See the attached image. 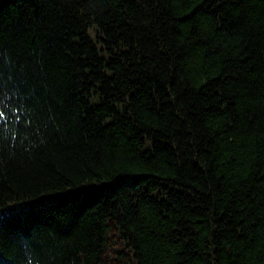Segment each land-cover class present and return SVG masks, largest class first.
<instances>
[{"label":"trees","instance_id":"16d2710c","mask_svg":"<svg viewBox=\"0 0 264 264\" xmlns=\"http://www.w3.org/2000/svg\"><path fill=\"white\" fill-rule=\"evenodd\" d=\"M0 264H264V0H0Z\"/></svg>","mask_w":264,"mask_h":264}]
</instances>
